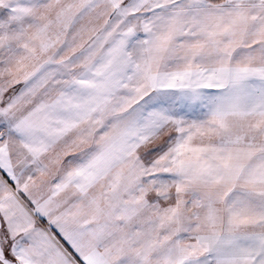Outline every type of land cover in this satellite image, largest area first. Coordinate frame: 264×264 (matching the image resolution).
Segmentation results:
<instances>
[{
  "label": "snow or ice",
  "instance_id": "1",
  "mask_svg": "<svg viewBox=\"0 0 264 264\" xmlns=\"http://www.w3.org/2000/svg\"><path fill=\"white\" fill-rule=\"evenodd\" d=\"M0 264H264V0H0Z\"/></svg>",
  "mask_w": 264,
  "mask_h": 264
}]
</instances>
